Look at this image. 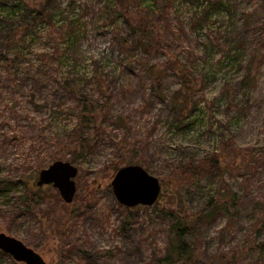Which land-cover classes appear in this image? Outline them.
<instances>
[{"label": "rangeland", "instance_id": "1", "mask_svg": "<svg viewBox=\"0 0 264 264\" xmlns=\"http://www.w3.org/2000/svg\"><path fill=\"white\" fill-rule=\"evenodd\" d=\"M24 1L36 9L49 0ZM68 1H59V11L49 10L51 24L40 23L30 32L25 14H0V232L21 239L48 264H154L167 245L159 210L208 215L220 207L215 220L195 221L188 234L199 264H264V0H208L215 3L216 13L207 27L195 32L203 40L207 33L219 32L214 43L220 46L213 52L202 46L204 41H194L197 36L191 32L190 40L177 34L164 39L169 53L184 66L187 56L201 65L186 67L196 77L192 102L198 100V108L190 116L196 122L184 130L170 124L177 116L169 113V98L151 96L155 82L168 96L180 87V78L166 68L169 53L154 49L146 65L150 72L153 66L154 77L162 76L160 81L151 78L143 64H136L134 71H119L123 64L112 60L119 50L109 42L110 28H104L109 20H99L101 7L111 12L109 5L86 0L96 11L87 16L70 9ZM121 1L118 9L130 6L133 25L145 23L148 8L138 5L141 0ZM176 1L169 16L174 30L189 19L196 0ZM159 5L165 7V1ZM80 15L88 37L75 55L84 60L77 66L55 62V45L60 46L58 57L71 20ZM99 25L104 31L99 32ZM13 27L17 35L12 38ZM123 28L132 31L128 24ZM230 50L238 55L237 62ZM117 73L124 80L111 84L125 82L130 92L109 100L89 95L88 110L97 119L86 123L79 116L83 104L77 111L76 102L61 90L59 97L54 95L58 83H73L84 92L87 84L78 81L80 76L102 74L106 80ZM69 137L72 143L65 146ZM92 145L93 154L84 156ZM214 155L222 171L209 165ZM57 158L78 167L72 203L52 184L37 185L40 170ZM128 163L159 178L162 189L153 205L126 209L116 199L111 181ZM184 164L202 168L174 172ZM0 264L24 263L5 256Z\"/></svg>", "mask_w": 264, "mask_h": 264}, {"label": "trees", "instance_id": "2", "mask_svg": "<svg viewBox=\"0 0 264 264\" xmlns=\"http://www.w3.org/2000/svg\"><path fill=\"white\" fill-rule=\"evenodd\" d=\"M5 1L6 3L0 1V14L1 12H3L9 18L20 17L25 14L28 18V23L26 22V24H28V32H30L31 29H33L35 26H40V23L51 24V13L49 12V10L51 12L52 10L59 11L61 8L59 6L60 0H49L48 2H46L48 3L47 5H45L46 3H41V5H39L36 9H30L28 7V4L24 0H19L18 3H13L11 0ZM10 1L11 4H8V2ZM164 1L166 4L165 7H160L159 0H141L138 5H140L141 8L145 6L148 8V11L146 13L147 19L145 23L136 26L132 23L133 16L131 14V11L129 10L130 6L126 7L124 10H119L118 6L119 2H122L121 0H105V2L111 9V12L109 11V9L101 7L103 12L101 13L99 20L104 19L106 20V22L108 20L109 21L108 23H106L105 27L99 25L97 26V29L99 30V32H101V28L103 30V27L107 29L110 28L109 42L113 47H117V49L119 50V53L117 54L118 57L116 59L113 58L112 60H116L119 64H123V68H121V70L119 68V71H123V73L134 71L138 66H136V64H143V66L145 67L144 71L149 73L151 75V78L160 81L162 79V76L154 77L153 66H151L152 72H150V66L146 65H149L148 61L150 60V58H152L150 54L154 49L158 50L159 48H164L166 53H164V55H167V53H169V45L167 44V40L164 41L165 38H168V35L175 36L177 34L184 37L182 40H190L189 34L191 32L193 33V35L197 36V40L194 41H198V39L202 40V42L204 41V44H202V46L204 48H207V50L213 52L216 46H220L219 43H214L219 37V32L207 33L204 40L196 34L197 32H195L197 29L205 28L210 24V18H212V16H214L216 13L212 9L215 3L210 4L208 0H196L195 5H193V7L191 8V13L188 16L189 19L186 18L188 20L185 21V24H179V29L174 30L176 25L172 23L169 16L172 15L173 10L176 8V0ZM66 5L70 7V9L73 8V10L78 9L79 12H86L87 16L88 14H90V11L94 10L95 8L91 1L86 2V0H83L82 3L81 0H72L70 2L68 1ZM213 8H215V6ZM94 13L96 14L95 10ZM219 13L217 12V14ZM180 15L183 16L182 14ZM82 16L83 15H80L78 19L76 18L75 20H71V24L73 25H70V31L66 33L65 37L63 38V51L62 54L58 57H56V53L59 52L60 46L59 44L55 45L54 52H52V56L55 62H68L74 64V66H77L84 60V58L80 57L78 54H76L77 56L75 55V49H78V47L83 42V39L88 37V30L87 28L84 30L83 26L85 23H81ZM176 20L180 22L183 21L179 18H177ZM3 22L4 21L0 18V25H3ZM123 24H128L129 26H131V33H126L124 31ZM186 24L190 26L189 29ZM163 30L164 32H162ZM11 32L12 38L16 37L17 27H13ZM169 32L171 33L167 34ZM229 52L231 54V58L237 62L238 55H235L232 50H230ZM106 60L108 64L112 62L111 60L104 59V61ZM187 61L188 63H185L184 66L178 56L176 57L174 54L169 53L165 61L166 68L167 70L172 71L173 75L180 78V87L168 96L164 92L162 93V86L160 84L157 85L155 82L151 88L152 92L150 91L152 98L161 97L164 100L167 97L169 98V113L171 114V116H177V119H173L172 123L179 122V124L175 125L172 123L170 124L178 128L181 127L182 130L188 128L196 122L195 118L191 119L190 116L193 111L198 108V100L192 102L195 99V90L197 84V81L195 80L196 77L194 76V73H189L186 67L187 65H200V62L199 59L190 58L189 56H187ZM247 66L250 69V64H248ZM93 76H80V79L78 80L82 81V84H87L84 85L87 86L86 90L84 91L86 94L82 90L80 91L79 87H76L73 85V83L70 84L69 82L61 84L58 83V87L54 93V95L56 94V97H59L61 95L59 94V90H61L63 94H66L67 98L73 99L76 102L77 111L81 110V105L83 104L81 113L79 115L82 123H86L92 119H97L95 116H91V111L88 110V108L91 106V103L89 102L91 96H98L109 100L111 97L119 96L120 94L125 95V93L130 92L129 88H126L125 82H119L122 83V85L119 87L117 85L111 84L116 80L123 81L124 78L122 74L117 73L114 76L107 75L106 80L104 79L102 74H95ZM92 82L93 84L89 85ZM64 91L66 93H64ZM63 97L65 96L62 95V98ZM63 102V99L61 100V102L59 101L58 106L61 107ZM168 119L170 120L171 117L168 116ZM71 143L72 141L70 138V140L65 143V146H68ZM94 149V145H92L91 147L88 146V151H86V153H84L83 155L87 156L90 153L93 154ZM57 159L61 160L59 158ZM207 161L211 168L222 171L216 155L210 157ZM261 162L264 165V161ZM129 164L132 163H128L126 165ZM192 166H197L199 169L202 168L200 164H184L177 167L174 172L182 175V171L184 172L185 169L189 167L191 168ZM211 202L214 203L213 200ZM125 208L129 209L130 207ZM219 208L220 207H217L216 210L214 209L208 215H204L202 212L198 214H190L187 211H180L178 209L169 207L159 210V215L162 217L163 222H165L166 224L165 236L167 239V245L164 251H162L161 254L157 256L154 264H199L196 258V248L187 240L188 234L190 233L195 221L199 219H207L212 222L213 220H215L217 216V210ZM79 216L80 215H78L76 218H78ZM68 252H70V249L68 250ZM261 254L264 255V246L261 248ZM65 255H67V253H65ZM5 256L10 255L0 250V263ZM12 260L15 263L13 258Z\"/></svg>", "mask_w": 264, "mask_h": 264}, {"label": "water", "instance_id": "3", "mask_svg": "<svg viewBox=\"0 0 264 264\" xmlns=\"http://www.w3.org/2000/svg\"><path fill=\"white\" fill-rule=\"evenodd\" d=\"M78 172V167L72 162L56 160L40 170L37 185L52 184L66 203H72L77 192L75 178ZM111 186L116 199L126 207L153 205L162 189L159 178L139 164L120 167L111 181ZM0 250L17 262L48 264L34 248L4 232H0Z\"/></svg>", "mask_w": 264, "mask_h": 264}]
</instances>
